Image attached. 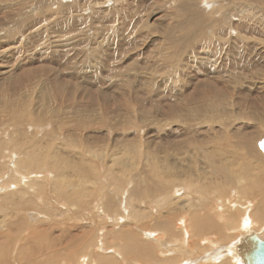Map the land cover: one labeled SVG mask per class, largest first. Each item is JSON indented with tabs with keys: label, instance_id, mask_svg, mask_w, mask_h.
Listing matches in <instances>:
<instances>
[{
	"label": "rangeland",
	"instance_id": "1",
	"mask_svg": "<svg viewBox=\"0 0 264 264\" xmlns=\"http://www.w3.org/2000/svg\"><path fill=\"white\" fill-rule=\"evenodd\" d=\"M263 133L264 0H0L5 264H31L22 254L38 250L33 264L54 250L61 259L70 254L71 262L96 234L93 252L120 257L123 199H136L141 190L169 197L175 185L192 180L207 196L235 200L233 180L225 178L227 189L213 191L221 180L214 170L243 171L253 161L264 166ZM15 162L23 179L3 180ZM156 173L175 185L149 187ZM42 178L48 185L71 181L80 194L83 189V208L72 196L61 199L75 208L57 206L49 190L44 204L21 201L27 187L35 198ZM107 187L113 195L104 193ZM153 204L136 205L157 218L131 220L135 233L141 225L154 229L164 210ZM153 233H142L143 241ZM174 244L159 245L171 258Z\"/></svg>",
	"mask_w": 264,
	"mask_h": 264
},
{
	"label": "bare ground",
	"instance_id": "2",
	"mask_svg": "<svg viewBox=\"0 0 264 264\" xmlns=\"http://www.w3.org/2000/svg\"><path fill=\"white\" fill-rule=\"evenodd\" d=\"M262 136H260V138ZM259 142L261 145V143L264 141L260 139ZM262 150V158L264 160V148H262ZM247 154L250 156L249 151ZM234 157L239 159V162L246 161V159H244L237 153H235ZM250 157L252 158V160H256L253 153ZM55 162L57 161L51 162V167ZM245 165H247V163H245ZM245 165L242 164L241 167ZM15 166L16 167L14 168V171L10 170L6 175L2 174L3 180H5L6 177H12V175L16 177L19 176V180L23 179V177L15 173L17 171L23 172L21 167L18 168L17 162H15ZM242 168L243 171L236 169L231 170L229 166H221L219 170H214L216 172V175L219 177L218 180L223 179L225 180V182L223 180L217 181L216 184L212 185V187L214 188H212L213 191L219 192L221 188L227 189L226 187L228 186V184L230 183L231 185L232 183L231 187L235 188L234 190H236L237 195L235 196V200H232L230 198L217 199V197L213 194L207 196L205 194V187H201V185H193L192 180L184 181V183L186 182V186L185 184H182L183 182L181 183L182 185L169 184L170 182H168V180L162 178L159 173H156L152 175L153 178H155V183L153 182V186L149 187L164 189L168 186L172 188L173 185H175L174 188L170 190V194L172 196L163 197V195H160V197H158L154 195L153 191L149 192L147 191V189L143 193L140 189L141 191L137 192L138 196L136 199H132V197L124 194L125 196L123 199V209L125 211L123 212L127 215L126 222L124 223V226L126 227L123 228L121 226L120 231L118 232L119 235L116 236V246L118 247L120 257L117 258L116 256H114L117 251H113L109 255H98L96 254V252H93L94 248L97 247L96 239H98V235L96 234L95 240L92 238L93 240L91 241V244L87 245L86 248L81 250L83 253L77 255L73 261H69L70 254H66L65 252L62 253L65 254L66 259H61V250H54V252H47L45 254V257L41 259L42 261H37V264H244V260L242 259V253L244 249L240 247V242L243 241L246 237L251 236L252 234H255L260 239H264V166H261V168L258 169V166L256 164L254 165L253 161V164L247 167V170H245V167ZM4 170L5 169L2 167L0 171L4 172ZM56 170H60L57 165ZM52 173L54 175L56 174L54 171H52L51 174ZM231 173H234V176H232ZM238 175L242 176L243 178L242 180L239 179L240 181H235V177H237ZM58 177H60V175ZM120 177L121 176H119V178ZM225 178L233 181L228 183V180ZM45 181H43L42 178L40 180L41 184L38 185V183L37 185H35V198L28 195V191L31 188L27 187L26 192L20 191L23 192L25 196L23 197L19 195V199L21 201L27 200L28 202H31L35 205L37 204V199L39 198L40 204H44V196L47 190H49L51 195L59 198L56 201L57 206L62 205L63 207L71 206L75 208V203L68 204L65 200L61 199L62 196L67 199L72 196L77 201V207L83 208L82 196L85 195V191L83 189L81 190L83 192L82 194L73 191L72 188L73 186L76 187V185L71 181H67L65 179L57 178V180H53L52 184L50 185L45 183ZM113 181L119 180L114 179ZM57 184H59V188H57ZM158 184L160 186H158ZM127 185L128 183H126V187ZM111 188L113 189L112 185ZM175 188L177 192H175L174 195L173 190ZM117 189L120 195L123 196V189H121L120 187H117ZM102 190L106 195H113L112 191L108 190V187ZM6 195L9 194H3V196ZM205 195L208 199L205 197ZM222 195L227 196L228 193L225 192ZM142 196L144 198L146 197L145 199L147 200V202L143 200L144 198ZM213 196H215L216 198H213ZM151 199L154 202L153 205H155L158 212L164 210L162 211L164 213L161 212L160 214H157L159 218V220L157 219L158 221L154 220L157 217L154 218L153 216H151L152 214L150 210L147 212L150 214L147 215L145 213L146 211L142 212L141 209L138 208L139 206L144 207L145 204L151 202ZM193 200L195 202H193ZM133 205L135 207L137 205L138 207L135 208ZM154 211L155 210H153V212ZM175 213L177 215L175 220H173V216ZM88 215L91 217V214ZM146 215L148 220H150L149 217L154 218L153 220L155 221V223H153V230H151L153 228L152 226V228L149 229L145 227L142 228V225L140 229L138 228L142 231L141 233H135L132 229H130L128 225H130L129 222L131 220L136 221L137 219L146 218ZM159 215H165L164 217L162 216L164 219H161V216L159 217ZM72 221L77 220L72 219L71 222ZM146 231H152V233H154L149 234V236L147 237L151 240L144 239L143 241L141 234L143 233V236H147V234H145ZM36 235L38 234L36 233ZM38 237L33 238L36 241ZM163 243H165V245H168L169 243V245L171 246L175 243L176 246H179L175 252L172 251L177 255L174 254L170 258V254L172 253L168 252L169 249H160L159 244L163 245ZM104 245H101L100 247L104 249ZM39 252L41 251L38 250L37 252H27L26 254L28 255L24 253L22 254V258L24 261H29L31 264H33V261L37 260L35 258L37 257V254H39ZM0 264H5V261L0 259Z\"/></svg>",
	"mask_w": 264,
	"mask_h": 264
},
{
	"label": "water",
	"instance_id": "3",
	"mask_svg": "<svg viewBox=\"0 0 264 264\" xmlns=\"http://www.w3.org/2000/svg\"><path fill=\"white\" fill-rule=\"evenodd\" d=\"M240 243L244 264H264V239L252 234Z\"/></svg>",
	"mask_w": 264,
	"mask_h": 264
},
{
	"label": "snow or ice",
	"instance_id": "4",
	"mask_svg": "<svg viewBox=\"0 0 264 264\" xmlns=\"http://www.w3.org/2000/svg\"><path fill=\"white\" fill-rule=\"evenodd\" d=\"M261 147L264 148V142L261 143Z\"/></svg>",
	"mask_w": 264,
	"mask_h": 264
}]
</instances>
